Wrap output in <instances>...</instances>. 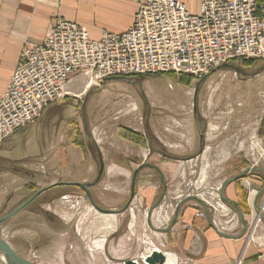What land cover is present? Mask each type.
Wrapping results in <instances>:
<instances>
[{
	"label": "crops",
	"instance_id": "0c3cea01",
	"mask_svg": "<svg viewBox=\"0 0 264 264\" xmlns=\"http://www.w3.org/2000/svg\"><path fill=\"white\" fill-rule=\"evenodd\" d=\"M138 1L0 0V96L7 90L22 49L41 44L58 19L75 22L86 30L90 38L99 39L106 32H126L133 24ZM177 1L185 3L193 14L199 13L201 0ZM206 78L207 75L202 80ZM78 79L80 76H74L67 88L81 90L85 79ZM197 81L199 84L200 80ZM134 106L125 111H135ZM201 113L204 116L214 111L211 108ZM233 113L234 109L229 107L218 114L230 116ZM259 113L258 121L245 125V132L251 134L252 139L256 132H261L260 139L264 143V110ZM251 116V111H248V120L253 119ZM196 119V113H190L182 121L172 117L169 122L167 119L149 124L146 130L130 125L107 129L94 127V137L91 134L89 137L95 154L90 152L85 142L80 141L79 145L71 139L73 144L82 148L83 163H90L88 173H94L97 178V160L102 157L105 161V173L93 186L94 195L95 190L98 191L95 200L104 209L123 211L131 200V194H135L130 210L118 215L100 213L89 204L73 213L64 210L62 203L56 205L59 211L70 215L83 211V219L87 222L85 232L90 236L86 245L92 264H121L128 259L141 263L142 258L154 249L168 253V258L175 255L177 264H236L239 258H242V264H264V244L258 245L254 241L248 244L251 235H264V214L253 231L264 192V163L261 168L251 164L250 168L254 169L251 171L248 166L242 168L238 175L226 180L220 190L222 197L229 200L225 215L206 202L192 198L193 195L181 196L179 190L171 188L170 184L182 166L194 169L199 163L205 173L211 165L237 157L234 120H231L230 127V122L223 127L209 123L201 130ZM195 126L200 137L198 145L193 137ZM97 131L101 133L97 135ZM142 164L146 166L134 180V171ZM240 174L245 176L230 182ZM62 182L92 181L87 177L71 182L53 177L48 181L25 182L9 193L6 200L0 197V215L11 203L19 204L15 210L41 188ZM58 186L60 188L51 196L66 193L61 191L63 189L76 187ZM104 191L110 194H104ZM198 213L203 215L197 216ZM17 217L21 219L22 213L12 219L18 220Z\"/></svg>",
	"mask_w": 264,
	"mask_h": 264
},
{
	"label": "rangeland",
	"instance_id": "374dc122",
	"mask_svg": "<svg viewBox=\"0 0 264 264\" xmlns=\"http://www.w3.org/2000/svg\"><path fill=\"white\" fill-rule=\"evenodd\" d=\"M254 60L256 63L253 65L229 64L230 66L221 67L218 71H212L199 86L198 83L192 86L183 84L176 74L159 73L143 77L123 76V80L111 81L106 85L103 84L101 88L85 89L84 84L81 90H75V93L71 91L72 96L49 105L36 122L19 130L0 144L1 199L9 198L13 190L25 182L48 181L53 177L70 182L87 177L93 182L96 179L95 174L88 173L87 170L90 163H83L82 148L73 144L71 140L76 139V134L77 139L85 142L90 152L95 154L93 142L89 137V134L93 135L94 127L107 129L130 125L137 128L144 127L146 130L149 124L165 122L167 119L169 122L172 117L182 121L190 113L193 115L196 113V121L201 130L207 128L209 123L223 127L230 122V127L231 120H234L237 126L235 159L212 163L214 165H211L205 173L201 171L202 167L199 163L194 169H186L182 166L177 177L170 184L173 190L180 191L181 196L190 194L209 200L216 199L226 180L238 175L242 168L247 166L250 168L251 164L261 168V164L264 163L261 132H256L253 139L251 134L245 132V125L251 121H258L259 111L264 110V60ZM81 78L83 77L80 76ZM134 105L135 111H125ZM229 107L235 112L230 115L232 119L228 114H218ZM211 108L214 113H206L204 117L201 112ZM248 111H251L253 119L248 120L246 117ZM100 133L97 131V135ZM193 137L195 144L198 145L200 137L196 126ZM245 154L248 155V159H245ZM94 157L97 159V155ZM59 188L60 186H56L47 189L44 194L51 196ZM4 191L7 193L2 194ZM61 191H66L62 194L71 196L69 200L72 201L67 204L70 212H75L74 210H79L88 204L84 201L85 194L82 193L81 188L71 187ZM91 191L93 192L94 189ZM97 193L98 191L95 190V195ZM104 194L110 193L104 191ZM58 203H61V200ZM14 204L11 203L1 215L14 211L13 209L19 205ZM76 213H78L76 217L78 231L88 241L90 236L85 232L87 222L83 219V211ZM20 233L18 231L16 234ZM6 234L9 235V232ZM80 240L81 242L78 241L76 244L79 247L76 249L80 251L78 252L80 259L76 264H92L88 247L83 246L85 242ZM61 243L56 249L58 255H63L64 249ZM16 246L20 248L18 242Z\"/></svg>",
	"mask_w": 264,
	"mask_h": 264
},
{
	"label": "built area",
	"instance_id": "2783aa9c",
	"mask_svg": "<svg viewBox=\"0 0 264 264\" xmlns=\"http://www.w3.org/2000/svg\"><path fill=\"white\" fill-rule=\"evenodd\" d=\"M235 59L264 60V0H201L197 14L177 0H139L126 32L99 39L58 19L41 44L22 49L0 96V144L72 96L67 86L74 76L85 79V89L101 88L114 76L173 73L201 80ZM216 197L201 199L225 215L229 208L220 193ZM263 214L264 192L253 231Z\"/></svg>",
	"mask_w": 264,
	"mask_h": 264
},
{
	"label": "flooded vegetation",
	"instance_id": "af4514ba",
	"mask_svg": "<svg viewBox=\"0 0 264 264\" xmlns=\"http://www.w3.org/2000/svg\"><path fill=\"white\" fill-rule=\"evenodd\" d=\"M116 77L123 79L121 76ZM102 161L104 162V175L106 164L104 159L101 160L100 157L97 160V170L99 174ZM91 189H93V187L89 188L93 200L99 207L103 208L95 200V195ZM44 192L21 211V219L10 223L9 221L12 220V217L0 224L2 227V238L14 248L18 255L32 264H57L58 262H60V264H76L77 260L80 259L78 258V252L80 251L76 249V247H78L76 245L77 242H81L80 239H82L85 242L83 246L87 244L86 239L83 238L78 231V224H76L78 213L70 215L56 208L57 204L62 203V208L68 210L67 204L71 203L72 200H69L71 196H66L61 193L50 196L44 194ZM82 193L85 194L84 201L92 206L93 204L86 192L82 190ZM30 198L26 199L23 203ZM60 200L61 203H58ZM72 207L74 208V205H72ZM18 231L21 233L16 234ZM6 232H9V235L6 234ZM17 242L20 248L16 246ZM59 243L63 245V255H58L56 251ZM0 264H7L1 253Z\"/></svg>",
	"mask_w": 264,
	"mask_h": 264
},
{
	"label": "water",
	"instance_id": "95a60500",
	"mask_svg": "<svg viewBox=\"0 0 264 264\" xmlns=\"http://www.w3.org/2000/svg\"><path fill=\"white\" fill-rule=\"evenodd\" d=\"M229 66L228 63L214 69L213 71H218L221 67H227ZM121 78L119 77H107L105 78L104 80V85H106L107 83L111 82V81H115V80H120ZM123 80V79H121ZM204 81V79L200 80L198 86ZM198 90V88L196 89ZM100 159L102 160V157H100ZM102 166H101V169L99 171V174L96 178L95 181L93 182H74V183H65V182H62V183H56V184H52L48 187H45V188H41L40 190H38L29 200H27L25 203H23L22 205H20L18 208H16L14 211H12L11 213H8L7 215H5L4 217H2L0 219V224L10 218H12L13 216H15L16 214H18L19 212H21L29 203H31L34 199H36L42 192H44L45 190L51 188V187H54V186H58V185H72V186H76V187H79L81 188L84 192H86V194L88 195L91 203L93 204V206L95 207V209L100 212V213H104V214H109V215H118V214H123L125 212H127L128 210H130V204L132 203V200L134 199V192L131 194V200L130 202L127 204V206L125 207V209L123 211H117V210H112V209H104V208H101L99 207L95 201L93 200L90 192H89V188L90 187H93V186H96L99 182H100V179L103 175V172H104V162L102 161ZM146 166V164H142L140 165L135 171H134V180L136 178V175L140 172L141 169H143L144 167ZM251 170H254L253 168H249V171ZM243 176V174H240L238 177L230 180L231 181H234V180H237V179H240L241 177ZM221 195V194H220ZM192 198L196 199V200H199L201 203H204L205 202L199 198L198 196H192ZM221 198L222 200L227 203L229 200L222 197L221 195ZM162 200V199H161ZM160 204V202H159ZM152 212H150L149 214H151ZM149 214H148V217H149ZM130 219H131V215H130V218H128V222H130ZM156 230V229H155ZM2 227L0 226V253L3 255V258L5 260V262L7 264H32L31 262L27 261L26 259H24L23 257H21L20 255H18L16 253V251L14 250V248L6 241L2 238ZM166 260H167V254L161 250H158V249H154L152 250L149 254H147L145 257L142 258V262H138L136 260H133V259H128V260H124L121 262V264H165L166 263Z\"/></svg>",
	"mask_w": 264,
	"mask_h": 264
},
{
	"label": "trees",
	"instance_id": "16d2710c",
	"mask_svg": "<svg viewBox=\"0 0 264 264\" xmlns=\"http://www.w3.org/2000/svg\"><path fill=\"white\" fill-rule=\"evenodd\" d=\"M228 63H232V64H236V65H239V66H245V65H253L254 63H256L255 60L251 59V60H240V59H235V60H232ZM161 74H171V75H174L173 73H161ZM146 76H150V75H146ZM179 80L180 82H182L183 84H186L188 86H192L194 83L197 84L198 81L195 80V78L193 76H190V75H186V74H183V75H180L179 76ZM78 135L76 136V139L74 140L75 143L77 144H81L80 141L77 139ZM82 142V141H81ZM245 176V175H244ZM242 176V178L244 177ZM79 188V187H77Z\"/></svg>",
	"mask_w": 264,
	"mask_h": 264
},
{
	"label": "bare ground",
	"instance_id": "6f19581e",
	"mask_svg": "<svg viewBox=\"0 0 264 264\" xmlns=\"http://www.w3.org/2000/svg\"><path fill=\"white\" fill-rule=\"evenodd\" d=\"M69 91H72L73 93H75L73 90H70L68 89ZM135 108V106H134ZM251 241H254L255 243H257L258 245H263L264 244V235L262 236H257V235H252L250 238H249V243ZM178 262V259L175 255H171L169 258H168V253H167V260H166V263L165 264H177Z\"/></svg>",
	"mask_w": 264,
	"mask_h": 264
}]
</instances>
